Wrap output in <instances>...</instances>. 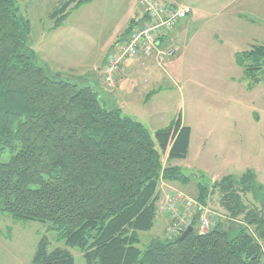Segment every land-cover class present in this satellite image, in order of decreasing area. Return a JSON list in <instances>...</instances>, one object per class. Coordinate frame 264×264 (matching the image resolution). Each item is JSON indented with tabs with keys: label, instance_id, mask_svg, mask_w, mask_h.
<instances>
[{
	"label": "trees",
	"instance_id": "obj_1",
	"mask_svg": "<svg viewBox=\"0 0 264 264\" xmlns=\"http://www.w3.org/2000/svg\"><path fill=\"white\" fill-rule=\"evenodd\" d=\"M92 2L63 1L53 29ZM31 31L18 0H0V215L49 224L66 246L51 251L43 237L32 264H75L70 247L88 264H264V186L251 170L197 185L205 206L218 195L226 224L201 234L197 218L183 241L140 248L155 226L160 183L192 180L172 166L187 159L192 128L180 118L153 134L95 88L51 75L29 46ZM241 58L250 88L261 84L264 45Z\"/></svg>",
	"mask_w": 264,
	"mask_h": 264
},
{
	"label": "rangeland",
	"instance_id": "obj_2",
	"mask_svg": "<svg viewBox=\"0 0 264 264\" xmlns=\"http://www.w3.org/2000/svg\"><path fill=\"white\" fill-rule=\"evenodd\" d=\"M63 1L18 0L21 14L31 23L29 46L51 75L95 88L108 107H120L125 116L153 134L180 118L193 130L187 159L172 162L192 180L186 185L170 183L166 192L164 183L169 182L162 181L158 211L169 216V196L174 191L198 200L200 181L211 183L228 176L221 163L223 152L240 157L242 165L264 162V73L261 84L250 88L252 80L239 64L241 60L248 63L241 56L253 45H264V0H158L190 6L193 12L170 38L175 55L160 67L149 62L152 67L147 73L160 77L155 94L141 91L139 83V92L126 105L117 89L123 78L115 87L107 86L104 67L108 54L125 39L131 21L140 18L141 0H94L73 10L62 27L53 29L50 15ZM147 73L140 80L147 79ZM163 162L168 164L167 156ZM247 199L253 201L252 196ZM219 202L218 195L211 196L209 207L218 215H211V220L226 224ZM165 225L159 214L154 230L141 233L139 247L145 248L154 238L163 239ZM48 227L0 215V264H32L43 237L51 251L66 248ZM69 251L75 264H88L79 248Z\"/></svg>",
	"mask_w": 264,
	"mask_h": 264
},
{
	"label": "built area",
	"instance_id": "obj_3",
	"mask_svg": "<svg viewBox=\"0 0 264 264\" xmlns=\"http://www.w3.org/2000/svg\"><path fill=\"white\" fill-rule=\"evenodd\" d=\"M141 17L136 26L108 54L104 67L103 82L109 87H115L117 81L127 72L130 60L142 58L154 61L157 66H163L165 61L175 55V49L170 38L177 28L193 12L187 5L163 4L158 0H141ZM168 213L171 226L167 231L168 239H176L190 227L198 218V231L207 233L213 227L209 205L188 197L180 191H174L169 196Z\"/></svg>",
	"mask_w": 264,
	"mask_h": 264
},
{
	"label": "crops",
	"instance_id": "obj_4",
	"mask_svg": "<svg viewBox=\"0 0 264 264\" xmlns=\"http://www.w3.org/2000/svg\"><path fill=\"white\" fill-rule=\"evenodd\" d=\"M141 17V16H140ZM139 19V18H138ZM147 62V63H145ZM150 61H146L142 58L130 60L127 64V72L126 74L122 77L118 83L117 89L120 91V96L122 99V104H129L132 101V96L137 93L138 88L141 91H147L149 94H155V91L153 90L154 86L159 82L160 77L155 73V72H149L150 67H152L149 63ZM148 74V78L144 79L143 81L140 80V77L145 76V74ZM152 81V83H151ZM142 87L139 88L140 84ZM139 92V91H138ZM156 96V95H155ZM259 119V117H258ZM193 133V130H192ZM222 165L225 169V174L226 175H234L237 176L236 174L241 172V174H244L245 172L251 170L256 173L258 181L264 186V180L262 179L264 176V162L263 163H248L245 165L241 164L240 157L236 158V155L234 156H229L226 155L224 152L222 153ZM241 170V171H240ZM215 181V180H213ZM212 181V182H213ZM175 184V183H172ZM164 192L167 191L168 188L172 187L170 183H164ZM162 190V189H161ZM160 190V195L162 194V191ZM162 219L165 220L166 225L163 229V235L164 238H166V230L170 225V218L169 216L164 212L158 211ZM158 214V215H159ZM214 215H217L214 212ZM218 216V215H217ZM158 217V216H157ZM216 224V223H215ZM213 223V226L215 225ZM155 228V226H154ZM153 228V230H154ZM163 238V239H164Z\"/></svg>",
	"mask_w": 264,
	"mask_h": 264
},
{
	"label": "water",
	"instance_id": "obj_5",
	"mask_svg": "<svg viewBox=\"0 0 264 264\" xmlns=\"http://www.w3.org/2000/svg\"><path fill=\"white\" fill-rule=\"evenodd\" d=\"M193 232V227L188 228L183 234L182 236H180L177 241H183L184 239H186L191 233Z\"/></svg>",
	"mask_w": 264,
	"mask_h": 264
}]
</instances>
